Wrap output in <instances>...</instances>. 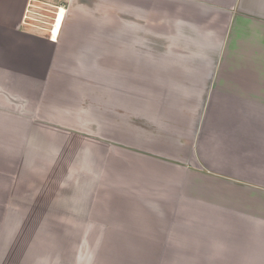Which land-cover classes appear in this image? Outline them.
I'll return each mask as SVG.
<instances>
[{
    "label": "crops",
    "instance_id": "crops-1",
    "mask_svg": "<svg viewBox=\"0 0 264 264\" xmlns=\"http://www.w3.org/2000/svg\"><path fill=\"white\" fill-rule=\"evenodd\" d=\"M0 264H264V0H0Z\"/></svg>",
    "mask_w": 264,
    "mask_h": 264
},
{
    "label": "rangeland",
    "instance_id": "rangeland-1",
    "mask_svg": "<svg viewBox=\"0 0 264 264\" xmlns=\"http://www.w3.org/2000/svg\"><path fill=\"white\" fill-rule=\"evenodd\" d=\"M31 122H33V127H35V128H37V129H39V127L36 125V123L38 122V120H36V121H31ZM30 122V123H31ZM19 124V126L22 124L20 121L18 122ZM39 124H41V122H38ZM23 125V124H22ZM29 125H31V124H29ZM26 126H25V123H24V127L23 128H25ZM86 127H87V125H86ZM82 128V127H81ZM37 133H39V131L37 132ZM59 135L57 134L56 136H55V140H57V141H61V136H59ZM21 139H23V138H21ZM44 144H46V142H44ZM50 143L48 142V144L46 145V146H48ZM49 147L50 146H48V147H46V149H42V153H44L43 154V156L41 155L40 156V159H42V160H45V159H47L48 157V155H49ZM35 148H36V146H32L30 143H29V141L27 142V140L25 139V140H23V141H19V144H18V151H19V154H18V161L20 162H25V161H33V160H37L38 159V157L36 158L35 156H29V153L28 152H32L33 150H35ZM88 150L86 149V150H84V152H83V154H82V156H80L82 159H84V160H86L87 159V157H88ZM96 160L93 158V162H95ZM25 170L23 169H18V172H19V176L21 175V172H24Z\"/></svg>",
    "mask_w": 264,
    "mask_h": 264
},
{
    "label": "bare ground",
    "instance_id": "bare-ground-1",
    "mask_svg": "<svg viewBox=\"0 0 264 264\" xmlns=\"http://www.w3.org/2000/svg\"><path fill=\"white\" fill-rule=\"evenodd\" d=\"M58 30V29H57ZM57 30L55 31V33L57 32Z\"/></svg>",
    "mask_w": 264,
    "mask_h": 264
}]
</instances>
